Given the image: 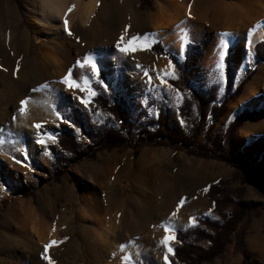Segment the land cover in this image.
Wrapping results in <instances>:
<instances>
[{"label": "rangeland", "instance_id": "374dc122", "mask_svg": "<svg viewBox=\"0 0 264 264\" xmlns=\"http://www.w3.org/2000/svg\"><path fill=\"white\" fill-rule=\"evenodd\" d=\"M6 1L9 7H6L5 0H0V63L6 68V70L0 71V90L2 89L3 93L5 92L3 85L8 84L15 77L14 71L10 68L15 65V62L6 59V47L2 34L9 31L15 33L12 42L15 48H19L21 38L24 36L29 39L31 37L34 42L36 37L41 41L42 37H45L42 30L31 25L33 16L38 13L36 0ZM149 1L150 4L142 3V0H99L92 24L86 28L78 24L73 28V46L85 44L78 49L84 53L90 52L100 45L114 47L122 35L125 37L126 43L133 36L139 37L138 45L140 42H146L149 45L156 40L162 42L161 37L154 35L156 21L151 18L160 8L170 10L171 7L164 0ZM183 1L190 5L194 0ZM204 1L210 4L211 9L236 2V0ZM261 1L263 4L260 1L258 4L263 6L264 0ZM124 27H127V30ZM217 29H225V27L220 26L215 30L206 27L205 33L200 39L189 41L201 44L202 56L198 65L188 71V80L196 88L202 90H206L211 84H218V96H222L226 84L225 56L220 64L215 65H212V58L213 53L219 55L221 52L222 58L228 48L232 50L230 58L235 70L232 91L250 73L251 69L253 71L244 81L239 94L224 104L222 116L214 124H212L209 114V106L206 108L207 114L202 118L198 117L195 108L192 109L189 116L179 115L178 108L182 101V93L172 85L168 87L170 85L168 82L161 84L157 78L161 74H165L166 81L167 78H174V66L169 70L167 65L170 59L153 53L151 47L143 50L138 47L137 51L132 52L133 62L123 59L118 64L99 65L97 74L92 76L88 82L89 88L95 92L91 85L96 80L99 70L115 69L111 75L107 76V81L103 83V86L109 87L115 96L123 95L127 98L126 108L133 126L131 133L121 130L120 124L114 117L96 105L92 101L93 96H89V93L86 96L90 101L87 106L80 104L79 101L74 102L76 98L73 96H66L72 99L71 104L56 114L52 121L43 122V119H40L36 122L42 126L41 129H37V132L39 139L41 137L40 140H43L44 143L40 144V148L32 149L24 144L25 138L23 139L17 133L15 122L24 119L29 108L43 111L41 104L33 98L34 96H15L14 100L6 99V101L3 100L4 102L0 100V264H43L39 262L41 254H45V248L41 245L36 253H33L36 246L29 249L28 253L24 252L30 246V240L21 232V216L19 218L16 215L17 208L21 203H24V206H31L35 211L39 217L38 226L56 232L60 238V244L45 254L49 258L46 259L48 262L51 260L53 264H67V262L69 264H96V255H98L99 249L94 242L95 225L92 220L95 218L90 212V217H83L82 211L84 207H87V199L97 197L103 199L104 203L116 201L118 205L114 204V206L124 207L122 208L124 221L118 229V237L111 244L107 260L103 264H117L118 255L125 250L120 248V244L127 246L125 242H128L131 236L136 235L137 238L142 236L146 226V229L153 230L155 226L162 224L171 201L173 200L172 203L177 205L183 198L181 215L185 220L170 231L175 236V241L172 243L174 250V246L178 243L176 231L194 224L193 219L192 222L189 221L190 217L205 218L210 215L211 219H218L211 212L213 201L208 196V188L211 183L220 179H224L225 189L233 192V197L237 202L248 203L252 208L248 217H245L237 225L236 231L230 235L229 242L222 253L212 261H205L201 264H243V254L236 248L237 235L240 233L243 235L242 244L249 253L248 262L264 264V170L261 173L258 172L263 178L261 187H259L252 181L251 174L246 179L243 171L231 159L232 152L228 156L231 161L226 162L220 159L222 155L228 153L231 146V135L227 140L222 136L228 124L244 109L255 112L264 107V79L261 78L264 71V58L257 59L254 50L257 43L261 44L258 49L264 56V31L253 43L255 59L253 60L250 54H245L242 63L245 65L246 71L242 72L234 60L235 43L230 40L221 48L218 42H214ZM162 44L168 49L166 44L163 42ZM211 46L213 48L210 50ZM49 47L65 52L55 42L49 43ZM28 50L30 54L21 65L22 71L33 54L31 47ZM170 51L179 60L183 59L184 50L182 55L177 54L176 49L171 48ZM160 60L165 62L163 70L157 66ZM136 65H140V68H137ZM144 70L148 71L147 77L144 75ZM149 77L151 82H149ZM252 86L259 90V96H247L248 90ZM32 88L29 87V90ZM22 91L23 93L26 91L25 87ZM0 95L2 96V94ZM25 99V111L21 113L19 102ZM235 102H239L241 108L234 115H229V108ZM158 105L168 109L170 127L178 129L184 135H190L194 130L198 131V135L193 139V146H177L168 140H161L159 145L142 132L141 126L157 128L158 124L155 123L151 126L148 125V121L157 119ZM74 107H78L82 113L85 130L96 132L99 130V126H104L101 128L103 131L110 127L114 131L116 130L118 136H124L126 139L119 147L111 150H98L94 157L85 156L74 160L72 154L61 149L60 146H56L57 152L52 154L48 145L56 142V133L59 130L68 129L76 137L79 151L90 155L85 148V144H88L90 140L81 134L79 127L62 119V115ZM4 111L5 113H3ZM139 114L141 116H138ZM246 133H250L249 138H243ZM100 135H97V141L101 137ZM232 141V146L237 149L236 158L239 159H241L239 153L242 148L257 141L256 147L243 159L250 167H255L264 154V114L254 113L245 117ZM142 152H156L161 156L159 162L148 168L146 173L148 185L146 186L140 184L137 179L138 160ZM54 156L61 158L62 161L53 164ZM57 193L63 194L60 195L62 200L54 201ZM67 195L71 196V203L64 199V196ZM175 200L177 202H174ZM52 201H54L53 205H51ZM60 202L64 203L63 208L61 205L59 206ZM102 205L103 213L107 214L106 204ZM56 209L64 212L63 221L57 219ZM151 211L153 213H150ZM54 213L55 218H53ZM208 245V242L204 243L205 247ZM42 248L44 252H42ZM155 250L149 247L145 255L140 254L137 250L140 257L131 258L126 264H178L173 258V253L172 258L166 254L168 257L166 262L165 255H159ZM104 252L106 253L107 249Z\"/></svg>", "mask_w": 264, "mask_h": 264}, {"label": "bare ground", "instance_id": "6f19581e", "mask_svg": "<svg viewBox=\"0 0 264 264\" xmlns=\"http://www.w3.org/2000/svg\"><path fill=\"white\" fill-rule=\"evenodd\" d=\"M164 1L171 7L170 10L167 8H165L167 10L160 8L156 15L151 19L156 21L155 31H153L154 35L161 37L162 42L167 45L169 50H171V48L176 49L177 52L182 55L183 45L194 39H200L204 35L206 27L215 30L220 26H224L225 29H217L215 31L216 37L214 42H218L221 48L230 40L235 43L234 60L237 62L239 70L242 72L246 71L245 65L242 63L246 53L250 54V57L253 60L255 59L253 54V43L264 31V5L261 6L258 4V1L263 4L261 0H236V2H232L225 6H215L216 9L212 8L213 10L211 9L210 4L206 3L204 0H194L190 5L185 4L183 0ZM36 3L38 13L33 16L31 25L42 30L45 37H42L41 41L35 36L36 38H34V42L31 37L29 39L27 36H24L21 38L19 48H15L12 43L15 33L9 31L2 34L4 45L6 47V59L15 62V65L10 67L14 71L13 74L15 77L8 84L3 85L5 90L4 93L2 89L0 90V94L3 96L0 95L1 102L6 101V99L12 101L15 96H34L33 98L41 104L43 111L29 108L27 116L23 115L26 116L24 119L22 118L21 121L15 122L18 130L17 133L23 139L25 138L23 140L24 144L32 149L40 148V144L36 143V141L40 140L41 137L39 139L37 129L34 127L37 121L40 119H43V122L52 121V118L56 114L71 104L72 99L70 97L67 98L66 96H73V98L87 96V89H90L88 82L93 74L89 66L85 65L84 67H80L77 64V61H81L82 63L84 56L88 55L98 67L104 63L118 64L122 62L123 59L128 62H133L134 60L132 52H128L127 54L121 53L117 48V44L114 47H111L108 44V46L103 47L100 45L90 52L84 50L86 53L78 50L79 47H83L85 44L80 46L77 44L73 46V28L78 24L83 28L92 24L99 6V0H36ZM195 3H197L196 7H194ZM5 4L6 7H9L6 0ZM257 5L260 6L258 7ZM70 7L71 11L69 12L68 9ZM222 19L224 20L223 23ZM65 20H67V30L65 29ZM124 29L127 30V27H124ZM249 30H251L250 36L248 35ZM52 42H55L59 47H62L65 52L56 51L49 47V43ZM126 44L125 41L122 42V46ZM29 47L33 49V54L30 56V61H27L28 64L24 66L22 71L21 65L24 63L25 58L30 54L28 50ZM212 48L213 46L210 47V50ZM220 54L222 55V52ZM220 54L214 55L213 53L212 65L220 64L226 54V50L222 58ZM164 65L165 62L160 60V63L157 66L160 70H163ZM1 70L4 71L6 68L0 63V71ZM65 76H69L70 79L76 81L79 87L76 89L69 88L67 84L64 83ZM261 78L264 79V71L261 74ZM23 87L26 89L24 93L22 91ZM29 87L33 88L29 90ZM80 88H85L86 90L81 92L79 90ZM247 96L257 97L259 96V90H257L255 86H252L248 90ZM78 101L79 100L76 99L74 102ZM240 108L241 105L239 102L232 103L228 114L234 115ZM3 113H5V111ZM249 134L250 133L244 134L243 138H249ZM160 158L161 156L159 153L142 152L138 160L139 169L137 172V179L140 184L144 186L148 185V176L146 174L148 168L159 162ZM60 195L63 194L57 193L56 200L54 201L62 200L63 198L60 197ZM64 199L69 203L72 202L70 195H67L66 197L64 196ZM54 201L51 202V205H53ZM172 202L173 200L171 203ZM174 202L177 201L175 200ZM102 204H106L108 209L107 214L103 213L102 210H104V208ZM114 204H117L116 201L111 203L106 201L104 203L103 199L101 200L96 197L93 199H87V207H84L82 211L83 217H90V212L95 218L92 220L95 225V230H93L94 242L99 249V253L96 255V264H103V262L107 260L111 244L118 237V229L123 225L124 216L122 208L124 207L121 208V206H114ZM170 204L168 205V212L167 215L165 214L166 216L162 220V224L158 223L160 221L159 219L157 221L159 225L155 226V229L148 230L146 229V226L145 230H143L144 233L140 230L141 233H143L142 236H138V238L136 235H133L130 238L128 237V242H125L128 247H123L125 250L118 255L117 264H126L128 262L122 261L121 258L124 256L130 257V259L140 257L138 251L142 255L147 254L149 247L156 249L155 251L159 255L166 256V254H169V258H172V243L175 239L170 243L172 252H167L166 248L161 243L162 238L165 235L164 227L168 226L171 230L172 228L181 225L185 219L180 213V207L177 208V205L174 203ZM60 205L61 208H63L64 203L60 202L59 206ZM28 206H24V203H21L16 211V215L19 216V218L21 216V232L30 240V246H28L27 250L24 252L28 253L30 252L29 249L36 246L33 251V253H36L40 247L39 245L44 247L52 241H55V243L51 244L47 251L59 245L60 238L58 234L52 230L42 229L40 225L39 227V217L31 206ZM153 212L156 211L153 210ZM153 212L151 211L150 213ZM172 213H175V215L173 216ZM53 216V218H55V213ZM64 216L65 214L62 210H57L58 220L61 219L63 221ZM136 234L138 235L139 233ZM170 234L174 236V233ZM105 249H107L106 253L104 252ZM42 252H44L43 248ZM44 255L41 254L39 262L49 264V262L44 259ZM67 264H69V262H67Z\"/></svg>", "mask_w": 264, "mask_h": 264}, {"label": "trees", "instance_id": "16d2710c", "mask_svg": "<svg viewBox=\"0 0 264 264\" xmlns=\"http://www.w3.org/2000/svg\"><path fill=\"white\" fill-rule=\"evenodd\" d=\"M145 2L150 4L149 0H142V3ZM259 45L261 44L257 43L254 46L255 57L257 59H263L264 56L260 54V50L258 49ZM151 50L157 55L168 57L174 66L175 77L167 78V82L177 88L183 95L181 104L178 108L179 115L182 117L189 116L192 109L195 108L198 117L202 118L207 114L206 108L209 106V114L211 115L212 124L216 123V121L222 116L224 104L239 94L244 81L253 71L251 69L250 73L247 74L235 90L232 91L235 70L230 58L232 50L231 48H228L224 58V72L226 75L225 91L222 96H218V84H211L206 90H202L196 88L194 84L188 80V71L198 65L200 57L202 56L200 43L188 42L184 47V56L182 60H179L172 51L166 49L160 40L152 42ZM114 71V68L99 70L96 80L91 85L95 91V96H93L92 101L100 106L102 110L109 112L120 124L121 130L129 131L131 133L133 126L129 120L130 116L126 108L127 98L123 95L115 96L109 87L106 88L103 86V83H106L107 81V76L111 75ZM158 108L159 113L157 119H151L148 121V125L151 126L155 123L158 124L157 128L151 129L148 126H141L142 132L146 133L151 140L156 141L155 143H158L159 145L161 140H168L171 144L177 146H193V139L198 135V131L196 132L194 130L190 135H184L178 129L170 127L168 124V109L160 105H158ZM254 113L264 114V107L257 109L255 112L244 109L228 124L222 136L227 140L231 135V146L228 149V153L222 155L220 159L226 162L231 161L228 156L232 152L233 157L231 156V159H233V162H235L243 171L246 179L247 176L251 174L253 176L252 181L261 187V181L263 178L258 172L261 173L264 170V154H262L259 163L255 167H250L243 160L247 154L256 147L257 141L251 142L242 148V151L239 153L241 154V159L236 158L237 155L235 153L237 149L232 146V140L236 130L244 122L245 117ZM81 115L82 113L80 109L74 107L65 112L62 115V119L66 122H70L73 126L79 127L81 134L85 135V137L90 140L88 144H85V148L90 155H86L79 151L76 137L68 129L59 130L56 133V142L48 145L52 154H56V146H60L61 149L72 154L74 160L79 157L81 159L85 156L94 157L98 150H111L119 147L126 139L124 136H118L119 134L116 130L114 131L110 127L103 131L101 128L104 126H99V130L96 132L85 130L84 120ZM138 116H141V114ZM99 134H101V137L97 141L96 137L97 135L99 136ZM212 156L214 155L212 154ZM61 161V158L54 156L53 164H58ZM223 180L220 179L217 182L211 183L208 188V196L213 201L211 212L217 216L218 219H211L210 215L205 218L195 216L193 218L194 224L187 225L176 231V240L178 243L174 246L173 258L178 264H201L205 261H212L222 253L226 244L229 242L230 235L236 231L237 225L250 214L252 208L251 205L248 203L237 202L233 197V192L225 189ZM242 237L243 235L241 233L237 235L236 248L243 254V264H251L248 262L249 253L242 244ZM206 242L209 243L207 247L204 246V243Z\"/></svg>", "mask_w": 264, "mask_h": 264}, {"label": "snow or ice", "instance_id": "6c2138e0", "mask_svg": "<svg viewBox=\"0 0 264 264\" xmlns=\"http://www.w3.org/2000/svg\"><path fill=\"white\" fill-rule=\"evenodd\" d=\"M68 11H71V7L68 9ZM65 29L67 30V20H65ZM71 34V33H69ZM226 35V34H225ZM248 35H251V30H249ZM125 37L122 35L120 40L117 41V48L119 49V51L121 53L127 54L128 52H135L138 50V47L140 50L146 49L151 47V45L147 44L146 42H140L139 45L137 44V41H139V37L138 36H133L131 39H128L127 44L122 46V42L124 41ZM77 64L80 67H84L85 65L89 66L91 68L92 74L93 76H95L98 72L97 69V64L92 60L91 57H89L88 55H85L83 58V62L81 63V61H77ZM137 68H140V65H136ZM167 68L169 70H171L173 68L172 62L169 61V64L167 65ZM71 71V70H70ZM144 75L147 77L148 76V71L144 70ZM161 84H166L167 81L165 79V74H161L157 77ZM149 82H151V78L149 77ZM64 83L67 84V86L71 89H76L79 87V85L76 83V81H74L73 79H70L69 76H65L64 77ZM168 87H171V85H168ZM81 92H84L86 89L85 88H80L79 89ZM89 96H95V92H93L91 89H87ZM177 96H179V93H177ZM76 99L79 100V103L87 106L89 104V98L88 97H76ZM20 108L19 111L21 113H23L25 111V105H26V99L25 100H21L20 102ZM34 127L36 129H41V125L40 124H35ZM36 143L38 144H43L44 141L43 140H37ZM184 203V199L181 198V200L178 202L177 204V208L180 207V205H182ZM172 215L174 216L175 213H172ZM193 218H189V221L192 222ZM170 228L168 226L164 227V233L165 235L162 238L161 243L164 245V247L166 248L167 252L171 253L172 252V248L170 247V243L171 241H173L175 239V237L173 235L170 234ZM55 241L50 242V244H46L44 246L45 248V253H47L48 248L50 247L51 244H54ZM121 248L124 247V245H120ZM44 259H49L47 255H44ZM122 261H130V257L128 256H124L121 258ZM165 261L167 262L168 257L165 256L164 257ZM49 264H52V261L49 260Z\"/></svg>", "mask_w": 264, "mask_h": 264}, {"label": "crops", "instance_id": "0c3cea01", "mask_svg": "<svg viewBox=\"0 0 264 264\" xmlns=\"http://www.w3.org/2000/svg\"><path fill=\"white\" fill-rule=\"evenodd\" d=\"M186 44V43H185ZM185 44L183 45V47H182V53H183V50H184V46H185ZM177 53V52H176ZM177 54H179V53H177ZM181 55V54H180ZM181 205H180V213H181Z\"/></svg>", "mask_w": 264, "mask_h": 264}]
</instances>
